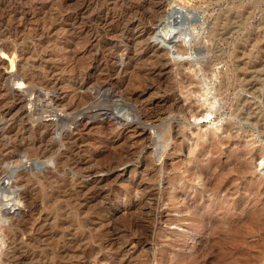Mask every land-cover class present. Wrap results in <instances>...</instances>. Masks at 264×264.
Here are the masks:
<instances>
[{"label":"rangeland","instance_id":"obj_1","mask_svg":"<svg viewBox=\"0 0 264 264\" xmlns=\"http://www.w3.org/2000/svg\"><path fill=\"white\" fill-rule=\"evenodd\" d=\"M173 1L166 30L187 51H161L160 72L144 3L0 0V57L15 55L0 64V264H264V0ZM16 72L31 85L14 109ZM188 90L215 98L210 117L197 94L196 118L165 113ZM136 108L155 124L132 127ZM169 120L181 150L162 147Z\"/></svg>","mask_w":264,"mask_h":264},{"label":"bare ground","instance_id":"obj_2","mask_svg":"<svg viewBox=\"0 0 264 264\" xmlns=\"http://www.w3.org/2000/svg\"><path fill=\"white\" fill-rule=\"evenodd\" d=\"M135 1L139 2L141 4L144 3L146 5L143 13H140L141 16L139 14V23H141V24H143L145 26V29L143 30V35L141 37L143 38V42H145L146 51L149 52V53L151 52L155 56L156 65H159L158 69L161 72V69L163 67H165L167 65V63H168L167 61H163L161 59L162 57L159 55L161 51L164 52L165 56L166 55H170V57H172L175 60L180 57V53L181 52H186L187 51L183 47H179L177 49L175 48V50H174V44L172 42L173 38H171V36H170L171 33L169 34V32L166 30L167 29L166 28L167 22L169 21V18L171 16L170 14H172L171 12H172L173 7H174L173 6V2L174 1L173 0H135ZM149 40L152 41L153 46L148 44ZM137 45H138V43H137ZM159 47H161L162 50H158ZM156 51H159V52H156ZM0 64H2L5 67L9 64V67H10L11 71H13V69L15 68V55H14V53L9 52V51H1ZM24 75L21 74L20 72H16L15 74L13 73V74H6L5 75L7 77L6 78L7 81L10 79L11 83H13V86H10L11 87L10 90L12 91V93L14 95L13 97L17 96V98H13V100H15V102L13 103V106H12L14 109L17 106H19L20 104L22 105L23 102H25V97L23 95L24 93L22 91H20V90L22 88H24L26 84L31 85L30 79H28ZM183 78H186L187 85H190V83H188L189 77L187 75H185V77H183ZM27 87H29V86H27ZM223 88L226 90V86H223ZM29 91H31V90H25V92H29ZM183 94H185L184 95L185 99H181V97H177V99L174 98V101L168 105L167 110L165 112L168 116L182 115V116H188L190 118H196L197 116H199L198 113L195 112V110L193 109V107H192L193 104L192 103H190L191 105L190 104H188L187 106L184 105L186 100L192 99L193 96L196 98L197 95L200 98L201 97L205 98V100L203 101L202 104L198 103L199 107H204L205 108V110L203 112H201V118L205 119V118H208V117H210L212 115L213 110L215 108V102L216 101L214 100L215 98H208L207 97L208 96V95H206L207 91H205V90H195V91L188 90L187 93H182L181 95H183ZM122 97H125V98L127 97L128 98L127 99L128 102H131V101L133 102L136 99L135 98L136 94L132 92L129 95L122 96ZM129 97H131V98L129 99ZM17 100H19V101H17ZM195 101H197V100H195ZM20 107L22 108V106H20ZM18 109H19V107H18ZM136 110H137V113H135V117L133 115V118H136V122L134 121L132 123V127L140 126V125H143V124H152V125L155 124V121L153 120L154 118H152L149 114L145 113V111L143 109L136 108ZM10 111L8 112L9 114H10ZM18 111H19L20 114L26 113L24 110L23 111L22 110H18ZM29 113L33 115L34 114V109L33 110H32V108L29 109ZM155 119H160V116L155 117ZM116 121L119 122V119L116 118ZM170 121L171 120L168 121L167 126L165 127V129L163 131V134L165 135V137H164V141H163L162 147L164 148L165 146L171 145L174 151H177L179 149L181 150V148L184 145V139H185V137L187 135L186 136L185 135L181 136L179 130H176L178 128L177 126H179V125L171 124ZM55 125H56V123H50V126H52V127H54ZM42 128L45 129V127H42ZM39 130H41V128ZM182 130H185L184 126H182ZM218 130L219 129H217V131ZM136 131L139 132L141 138H144V139L151 138L149 134H146V133L144 134L143 133L144 132V128H142L140 130H136ZM160 134H159V136H160ZM216 137H217L216 131H212L211 133H204V134H201V135H196V138L198 139L199 145H201V147H205L208 144V142L209 143L210 142H215ZM196 144H198V142H196ZM162 147H160L158 149L159 152H156L158 154L157 158L159 160H161L162 156H163V154L161 152V150H162L161 148ZM193 150L194 149H192L190 151H193ZM261 157H262V155L252 154L250 156V158L248 159L247 165L251 164L254 160L259 159ZM263 160L264 159H262V161ZM5 169H7V168H5ZM4 173H5V170H4ZM1 175H2V173H1ZM9 178L10 177L7 178L8 181L6 182V184H8L10 182ZM4 180H3V183H2L3 186L6 185ZM2 184H0V185H2ZM8 186H9V184H8ZM4 205L6 206V203Z\"/></svg>","mask_w":264,"mask_h":264}]
</instances>
